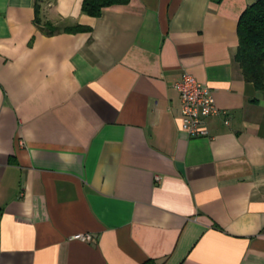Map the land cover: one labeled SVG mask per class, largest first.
<instances>
[{"label":"crops","instance_id":"0c3cea01","mask_svg":"<svg viewBox=\"0 0 264 264\" xmlns=\"http://www.w3.org/2000/svg\"><path fill=\"white\" fill-rule=\"evenodd\" d=\"M257 1L0 0V264H264V91L234 59Z\"/></svg>","mask_w":264,"mask_h":264},{"label":"trees","instance_id":"16d2710c","mask_svg":"<svg viewBox=\"0 0 264 264\" xmlns=\"http://www.w3.org/2000/svg\"><path fill=\"white\" fill-rule=\"evenodd\" d=\"M130 0H83L82 13L99 18L104 9L114 5H126ZM36 15L40 13V0H36ZM37 24L40 25L39 17ZM89 28L76 26L65 29L67 33L89 31ZM56 28L48 25L46 33L52 35ZM239 45L235 61L239 64L246 82L253 83L257 90L264 91V0L248 6L238 21ZM152 264V263H149Z\"/></svg>","mask_w":264,"mask_h":264},{"label":"built area","instance_id":"2783aa9c","mask_svg":"<svg viewBox=\"0 0 264 264\" xmlns=\"http://www.w3.org/2000/svg\"><path fill=\"white\" fill-rule=\"evenodd\" d=\"M174 88L179 92L181 99L180 129L189 137L208 138L207 119L221 114L210 88L199 83L187 72L174 84ZM74 239L90 241L91 237L88 234H78Z\"/></svg>","mask_w":264,"mask_h":264}]
</instances>
